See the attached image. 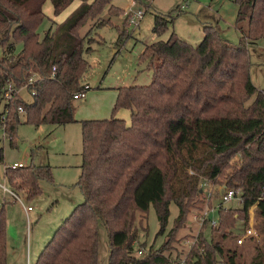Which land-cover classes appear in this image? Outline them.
Segmentation results:
<instances>
[{
    "label": "trees",
    "instance_id": "16d2710c",
    "mask_svg": "<svg viewBox=\"0 0 264 264\" xmlns=\"http://www.w3.org/2000/svg\"><path fill=\"white\" fill-rule=\"evenodd\" d=\"M74 1L51 0L54 14ZM79 1L64 21L53 20L41 36L46 0H0V121L5 114L11 145L21 116L36 126L77 121L74 94L84 89L91 67L86 54L92 51L89 33L80 31L107 7L109 12H125L111 0ZM235 3L236 25L242 31L239 44L224 37L217 25H205L197 45L174 32L166 40L147 43L140 59L152 69L151 83L119 87L113 107L114 114L129 109L131 122L115 115L81 121L83 161L77 184L84 201L62 221L35 264H99L102 226L108 235V264H180L181 258L171 251L177 233L190 221L191 207L201 201L202 179L218 182L221 176L228 187L240 188L242 206L220 205L219 226L208 235L209 222H204L184 264H244L238 248L227 247L223 240L238 221L249 224L252 207L263 223V236L254 243L248 264H264V90L251 79L249 52L264 37V0ZM171 16L157 15L154 33L162 34ZM108 24L112 22L97 27ZM9 82L15 89L24 88L6 101ZM6 177L15 192L30 196L40 193V181H51L53 174L50 165L30 164L7 167ZM171 202L179 214L167 231ZM151 205L160 222L158 234L167 232V238L161 247L151 246L138 255L137 221L146 229L140 219H146ZM0 264H8L4 208Z\"/></svg>",
    "mask_w": 264,
    "mask_h": 264
},
{
    "label": "rangeland",
    "instance_id": "374dc122",
    "mask_svg": "<svg viewBox=\"0 0 264 264\" xmlns=\"http://www.w3.org/2000/svg\"><path fill=\"white\" fill-rule=\"evenodd\" d=\"M133 0H111V4L120 9H125ZM138 6L146 13L140 21L139 26H127L124 13L114 9L109 12L105 9L95 18H90L82 27L80 34L89 33V41L92 51L86 56L91 64L89 72L85 75L84 81L90 85L87 92H103L99 99L98 106L94 103L88 105L86 98L75 100V118L77 121L62 125L43 124L36 126L26 122V117L21 116L22 123L19 124L15 143L19 147L12 148L10 140H0V154L4 153V162L0 158V208L3 201H6L4 207L7 222V232L9 246L7 253L8 264H35V255L37 251L43 250L48 241L52 238L54 232L68 217L74 208L84 201L82 190L78 186L80 176L79 164L82 161L83 135L82 120L100 119L95 115H101L103 118H110L113 115L120 117L119 112H127L130 119V111L126 108L119 109L115 114L114 106H110L111 96L117 93L121 86L130 85H148L152 81V69L148 63L140 59V56L147 43H152L159 39L166 40L171 33H176L179 37L186 39L190 43L197 45L204 37L205 25H217L224 37L239 44L241 41V29L236 25L237 5L235 0H137ZM74 5L65 8L60 14L55 15L51 0H46L44 12L47 15L39 28L41 36L51 26L53 20L56 22L64 21L73 11ZM161 15L169 18L172 15L173 21L168 23L167 29L160 35L154 33L153 29L156 23V16ZM111 21V25L97 27L99 23ZM97 27V28H96ZM246 29V27H244ZM22 48V43L18 44V50ZM264 37L258 40L257 45L249 47L251 61V78L253 82L264 89ZM2 49L0 48V51ZM262 65V69L258 66ZM26 100L31 99L28 92H23ZM82 109V110H80ZM79 111V112H78ZM84 117V118H78ZM121 118V117H120ZM124 119V118H123ZM131 122V121H130ZM39 148H38V147ZM38 154L35 161L50 163L53 179L41 180V192L34 195H26L27 203H30L35 211L31 214L32 224L29 226L27 215L23 209V201H15L9 193H3V185L7 184L4 178L3 169L5 164L18 160H24L29 153L27 162L30 164L33 159V150ZM31 156V157H30ZM30 157V158H29ZM234 158L232 162H236ZM193 172L192 170L190 171ZM204 194L201 201H197L191 207L188 220L185 226L177 233V240L174 242L175 250L173 255H178L181 261L189 252L196 236L208 220L207 234L211 235L212 228L219 226L218 213L215 217L206 218L204 212L209 210L213 212L215 206L240 208L242 206L241 197L222 202L219 191L225 186L223 176L219 177L218 182L202 179ZM208 184H207V182ZM10 186V185H9ZM178 186V184H177ZM9 189V188H8ZM240 189V188H239ZM10 190V189H9ZM25 193L19 192L23 197ZM4 195H6L4 198ZM4 198V199H3ZM216 208V207H215ZM179 214V208L175 202L170 204V216L167 225V231L174 225L175 219ZM140 213L139 216H143ZM198 216V219L195 218ZM204 216V222L200 223L199 216ZM63 217V220L60 219ZM217 219V224L212 225L211 220ZM253 219V224L258 232V236L248 238L244 245H237V229H233L227 239L223 242L227 247L238 248L241 252L240 261L248 264L254 252V243L262 241L263 223L256 215L254 207L250 209L249 221ZM139 220V219H138ZM137 221L139 226V239L135 243V249L138 253L140 244H145L146 252L153 246L155 249L162 246L167 238V232L158 234L160 222L154 205H151L146 213V219ZM60 221L59 224L55 223ZM240 222H237V225ZM244 224V222H243ZM14 247V248H13ZM139 248V249H140ZM41 249V250H40ZM108 235L104 226L101 227L99 264H108L109 262Z\"/></svg>",
    "mask_w": 264,
    "mask_h": 264
},
{
    "label": "built area",
    "instance_id": "2783aa9c",
    "mask_svg": "<svg viewBox=\"0 0 264 264\" xmlns=\"http://www.w3.org/2000/svg\"><path fill=\"white\" fill-rule=\"evenodd\" d=\"M145 13H146V10H144L138 6L137 0H133L131 2V4L125 10V15L127 16V18H126L127 26H130V27L139 26L140 21L143 19ZM53 70L55 71L56 68L54 67ZM34 79L35 78L32 77L30 79V82H33ZM23 88H20V89L16 88L15 89L13 84L9 82L6 86V88L4 89V94H3L4 99L6 101H9L12 98V93L14 91L20 92ZM88 88H89V84H85L84 89H82L81 91L74 94V98L75 99L85 98L87 96ZM20 112L24 113L22 108L20 109ZM5 119H6V115L4 114V115H2L1 121H0V134H2V137L7 139L10 137L6 131ZM22 166H24V164L21 162H15L13 164L8 165V167L13 168V169L18 168V167H22ZM207 184H208V182H207ZM225 186L226 187H225L223 193L219 194L222 202H226V201H229L231 199L240 197V189L239 188L228 187L227 185H225ZM5 189H7V188L5 187ZM11 193L16 197V199L20 200V198L17 196V194L15 192L11 191ZM31 208H32L31 206L28 207L29 210ZM208 214H209V210H206L204 212V215L206 218L208 217ZM195 218L198 219V216L195 215ZM199 219H200V223H203L205 218H204V216L200 215ZM211 223H212V225H216L217 219L213 218L211 220ZM253 236H258V232L253 226H249L245 229V231L242 234L237 235V238H236L237 244H243L247 238H250ZM138 253L142 254L143 249H139ZM180 264H184V260H182Z\"/></svg>",
    "mask_w": 264,
    "mask_h": 264
},
{
    "label": "crops",
    "instance_id": "0c3cea01",
    "mask_svg": "<svg viewBox=\"0 0 264 264\" xmlns=\"http://www.w3.org/2000/svg\"><path fill=\"white\" fill-rule=\"evenodd\" d=\"M81 3V1H79V0H76V1H74L71 5H74V9H76L78 6H79V4ZM53 6V5H52ZM73 9V10H74ZM124 10V9H123ZM258 44V41H257V43L255 44V45H257ZM1 48V47H0ZM2 49V48H1ZM261 49H264V48H261ZM2 56H3V49L0 51V58H2ZM258 68H260V69H262V65L260 66V64H259V66H258ZM251 70V69H250ZM252 79V78H251ZM253 81V80H252ZM84 83H85V81H84ZM254 83V82H253ZM85 84H88V83H85ZM255 84V83H254ZM256 85V84H255ZM90 86V85H89ZM256 87L258 88V89H260V87H258L257 85H256ZM264 90V89H263ZM104 94H103V92L102 91H100V92H90L89 93V96H86L87 97V99L85 100V103L86 104H88V105H91L92 103H94L95 104V106H98V103H99V99L103 96ZM85 97V98H86ZM116 99H117V93L115 92V94H113V96H111V99H110V102H109V105L112 107V106H114V104H115V101H116ZM80 110H82V109H80ZM129 110V109H128ZM130 111V110H129ZM79 112V111H78ZM119 116L121 117V118H124L128 123H130V121H131V112H130V119H129V115H128V113L127 112H119ZM95 118H100V119H103V117H101V115H95L94 116ZM78 118H84V117H78ZM0 140H2L3 142L4 141H6V140H10L9 138H4V137H2V134H0ZM11 145V144H10ZM11 147L12 148H14V147H19L18 145H16V143H15V145H11ZM38 147V146H37ZM39 148V147H38ZM32 154H34L33 156H32V159H33V161L30 163V164H34V165H36V166H47V165H50V163H45V162H39V163H37L36 161H35V156H36V154H38L37 152H36V150L34 149L33 150V152H32ZM28 156H29V153H27V157H26V159H24V160H16V161H14V162H12V163H8V164H5V166H4V169H3V174H4V178H5V180L7 181V177H6V171H7V167H8V165L9 164H13V163H15V162H21V163H23L24 164V166H27V165H30V164H28V162H27V159H28ZM31 157V156H30ZM29 157V158H30ZM0 158L2 159L1 161H3L4 162V153L2 154H0ZM82 161H83V158H82ZM82 161H81V163L78 165L79 166V169H80V171H81V164H82ZM5 187L7 188V189H5ZM10 190H9V189ZM3 193L4 194H6V193H9L11 196H13L14 197V199H15V201H19L18 199H16V197L11 193V191H13V192H15L13 189H12V187L11 186H9V184H8V181H7V184H5V185H3ZM204 189V188H203ZM221 191V190H220ZM16 194H17V196L20 198V201H23L24 202V205H22L23 206V209H24V211H25V214L27 215V219H28V223H29V226H31L30 224H32L33 222V220H32V218H31V214L35 211V208L30 204V203H28V204H26L27 202V197L28 196H26L27 194H23L24 196L23 197H21L20 195H19V192H15ZM22 193H24V192H22ZM220 194V193H219ZM6 195H4V198H6L5 197ZM3 198V199H4ZM19 201V202H20ZM5 205H6V201L4 200L3 201V205H2V207L0 208V210L2 209V208H4L5 207ZM29 206H31L32 208L29 210L28 209V207ZM216 207V208H215ZM214 208H213V212H210L209 213V215H210V217H215V215L217 216V213H218V208L219 207H217V206H215ZM61 220H63V217L60 219V221ZM60 221H58V222H56L55 223V226H56V224H59L60 223ZM253 219H250V221H249V224L246 226L245 224H243V222L242 221H238V222H240L239 224H238V226H236V229H237V232L238 233H236V235H239V234H242L244 231H245V229L247 228V227H249V226H253L254 227V224H253ZM193 221L192 220H190L189 221V223H192ZM255 228V227H254ZM234 229V228H233ZM9 236H8V232H7V253H8V249H10V246H9V238H8ZM108 246H109V243H108ZM14 248V247H13ZM41 250V249H40ZM109 250H110V248H109ZM38 253L35 255V262H36V260L38 259V257H39V252L40 251H37ZM34 262V263H35ZM29 264V263H28Z\"/></svg>",
    "mask_w": 264,
    "mask_h": 264
},
{
    "label": "water",
    "instance_id": "95a60500",
    "mask_svg": "<svg viewBox=\"0 0 264 264\" xmlns=\"http://www.w3.org/2000/svg\"><path fill=\"white\" fill-rule=\"evenodd\" d=\"M225 187H226V186H224V187L221 189V191H220L221 194L223 193Z\"/></svg>",
    "mask_w": 264,
    "mask_h": 264
}]
</instances>
